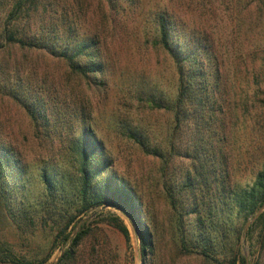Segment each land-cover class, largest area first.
Returning <instances> with one entry per match:
<instances>
[{"label":"rangeland","instance_id":"rangeland-1","mask_svg":"<svg viewBox=\"0 0 264 264\" xmlns=\"http://www.w3.org/2000/svg\"><path fill=\"white\" fill-rule=\"evenodd\" d=\"M12 4L13 0H0V13ZM18 14H52L55 25L71 31L67 34L59 25L56 34L62 45L69 40L74 48L82 37H92L102 62L100 84L70 76L64 63L47 53H0L1 69L19 65L2 80L5 88L38 95L47 116L46 125L38 129L23 107L0 88V145L15 148L34 196L41 192L43 168L67 167L69 157L62 158L60 150L85 122L103 144L112 179L128 185L141 200L144 218L154 232L152 262L204 264L176 246L164 195V149L170 140L186 146L189 131L181 128L170 134L173 117L164 106L176 96L178 79L174 59L160 42V19L170 23L169 42L180 57L184 50H197L206 67L200 147L216 162L223 156L229 184L243 187L264 163V0H44L37 10L24 6ZM26 87L36 91L26 92ZM129 129L142 144L129 138ZM46 132H51L53 142L43 137ZM168 164L172 174L192 167L189 158L179 156ZM180 177L170 176L167 184ZM263 210L261 206L256 215ZM116 217L128 228V243L111 223ZM254 218L244 223L238 243L246 264H264V225L259 222L247 232ZM82 224L87 233L71 264H142L137 226L112 206L81 215L67 229L66 241L54 225L51 229L36 223L19 234L0 221V247L15 258L50 252L44 264H55ZM28 233L33 239H24Z\"/></svg>","mask_w":264,"mask_h":264},{"label":"trees","instance_id":"trees-1","mask_svg":"<svg viewBox=\"0 0 264 264\" xmlns=\"http://www.w3.org/2000/svg\"><path fill=\"white\" fill-rule=\"evenodd\" d=\"M43 2L13 0L11 8L0 13V53L17 50L21 53H47L63 62L70 76L101 84L98 77L102 75V62L97 43L92 37H82L74 48L70 46L69 40L62 45L56 34L59 25L67 34H71V31L62 24L55 25L52 14H18L24 6L37 10ZM160 20V42L174 59L178 79L176 96L164 106L173 117L170 134L177 133L181 128L185 132L189 131L186 146H179L170 140L164 149L161 178H164L163 189L171 213L174 241L180 252L204 264H246L240 251L238 233L250 217L255 218L247 232L259 222L264 225V210L256 215L264 205V163L256 170L248 185L238 187L234 182L229 184L223 156L222 161L216 162L211 152L200 147L202 130L199 121L205 116L202 94L207 93L206 67L199 60L197 50L191 53L184 50L180 57L179 51L174 50L169 42L170 23H166L163 17ZM18 69V64L13 70L9 67L0 68V77L5 75L0 79V88L3 94L10 95L23 107L39 129L47 121L38 103L39 96L35 94L31 97L21 91L18 94V90L11 92L2 82L7 79V74ZM199 78L201 82L198 85ZM35 91L33 87H26V92ZM81 127L71 142L68 139L70 144L60 150L62 158L69 157L66 159L67 167L55 165L42 169L41 195L38 193L34 196L30 190L25 177L26 167L21 164L15 148L9 144L0 145V221L4 226L8 224L16 232L19 231V234L27 233L25 229L36 223L41 226L49 224L51 229L54 225L61 239L66 241L69 235L67 229L73 227L81 215L92 208L112 206L120 209L137 226L142 264H154V232L144 218L140 198L128 185L112 179L111 164L103 155L101 140L85 122H82ZM127 135L142 144L130 129ZM43 137L54 141L51 132L44 133ZM178 156L189 158L192 167L172 174L168 163ZM172 175L181 177L175 184H167ZM111 223L128 243L126 224L118 217L112 218ZM86 229L83 224L80 225L78 233L71 238L69 246L55 264H71L79 241L87 233ZM28 235L24 239H33L30 233ZM2 249L0 247V263L9 264H44L50 253L44 257L25 259L9 256V250L4 253Z\"/></svg>","mask_w":264,"mask_h":264},{"label":"water","instance_id":"water-1","mask_svg":"<svg viewBox=\"0 0 264 264\" xmlns=\"http://www.w3.org/2000/svg\"><path fill=\"white\" fill-rule=\"evenodd\" d=\"M264 206V205H263ZM62 254V253H61Z\"/></svg>","mask_w":264,"mask_h":264}]
</instances>
